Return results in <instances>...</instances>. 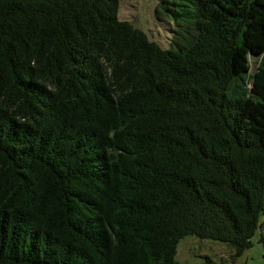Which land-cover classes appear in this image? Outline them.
I'll use <instances>...</instances> for the list:
<instances>
[{"label":"trees","instance_id":"16d2710c","mask_svg":"<svg viewBox=\"0 0 264 264\" xmlns=\"http://www.w3.org/2000/svg\"><path fill=\"white\" fill-rule=\"evenodd\" d=\"M118 4L0 0V264H177L187 234L252 245L264 0H159L176 48Z\"/></svg>","mask_w":264,"mask_h":264},{"label":"rangeland","instance_id":"374dc122","mask_svg":"<svg viewBox=\"0 0 264 264\" xmlns=\"http://www.w3.org/2000/svg\"><path fill=\"white\" fill-rule=\"evenodd\" d=\"M159 0H119L118 18L125 19L143 30L149 39L161 47L176 48L177 25L172 16L156 13ZM253 65H251V68ZM258 230L252 236L255 241ZM247 260L244 256H233V248L219 240L201 238L194 234L182 236L177 243L175 259L177 264H199L204 256H209L221 264H264V248H253Z\"/></svg>","mask_w":264,"mask_h":264},{"label":"crops","instance_id":"0c3cea01","mask_svg":"<svg viewBox=\"0 0 264 264\" xmlns=\"http://www.w3.org/2000/svg\"><path fill=\"white\" fill-rule=\"evenodd\" d=\"M257 230H258V235L256 236L255 241H253L252 242V245L249 248H247L246 250H244V252L241 255H239V257L244 256L245 259L247 260V258L249 257V254L251 252H254L255 251V250H253V248L255 249L258 246H263V243H262V241H260L259 238H260V235L262 233L264 234V214L262 215V217L260 219V224H259ZM257 230H256V232H257ZM263 248H264V246H263Z\"/></svg>","mask_w":264,"mask_h":264}]
</instances>
